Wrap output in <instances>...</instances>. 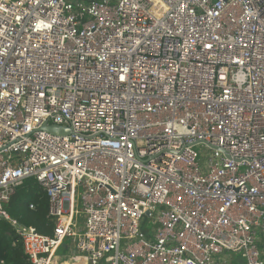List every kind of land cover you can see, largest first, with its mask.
<instances>
[{"label":"built area","instance_id":"obj_1","mask_svg":"<svg viewBox=\"0 0 264 264\" xmlns=\"http://www.w3.org/2000/svg\"><path fill=\"white\" fill-rule=\"evenodd\" d=\"M0 216L29 264H264V0H0Z\"/></svg>","mask_w":264,"mask_h":264},{"label":"trees","instance_id":"obj_2","mask_svg":"<svg viewBox=\"0 0 264 264\" xmlns=\"http://www.w3.org/2000/svg\"><path fill=\"white\" fill-rule=\"evenodd\" d=\"M3 209L10 219L34 228L43 236H52L53 224L47 218L48 199L35 179L23 181ZM0 264H29L13 228L4 219H0Z\"/></svg>","mask_w":264,"mask_h":264},{"label":"rangeland","instance_id":"obj_3","mask_svg":"<svg viewBox=\"0 0 264 264\" xmlns=\"http://www.w3.org/2000/svg\"><path fill=\"white\" fill-rule=\"evenodd\" d=\"M57 255H59V260H63L65 257H70L71 254H68L67 250L62 248L59 250ZM225 257L229 262H230V260L233 261L234 264H245L244 258L241 255L227 254ZM65 260H66V258H65ZM55 264H58V263H55ZM61 264H75V262L70 261V260H66Z\"/></svg>","mask_w":264,"mask_h":264},{"label":"water","instance_id":"obj_4","mask_svg":"<svg viewBox=\"0 0 264 264\" xmlns=\"http://www.w3.org/2000/svg\"><path fill=\"white\" fill-rule=\"evenodd\" d=\"M40 131L47 132L51 135L60 136V137L66 136L71 132L69 128L58 127L54 125L48 126L47 124H44L40 128ZM0 219H1V216H0ZM62 247L65 248V245H63Z\"/></svg>","mask_w":264,"mask_h":264},{"label":"crops","instance_id":"obj_5","mask_svg":"<svg viewBox=\"0 0 264 264\" xmlns=\"http://www.w3.org/2000/svg\"><path fill=\"white\" fill-rule=\"evenodd\" d=\"M75 264H76V262H75Z\"/></svg>","mask_w":264,"mask_h":264}]
</instances>
